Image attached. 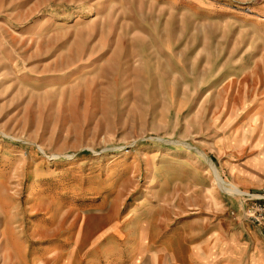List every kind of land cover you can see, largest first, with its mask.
<instances>
[{"label":"rangeland","instance_id":"374dc122","mask_svg":"<svg viewBox=\"0 0 264 264\" xmlns=\"http://www.w3.org/2000/svg\"><path fill=\"white\" fill-rule=\"evenodd\" d=\"M262 191L264 0H0V264H260Z\"/></svg>","mask_w":264,"mask_h":264},{"label":"built area","instance_id":"2783aa9c","mask_svg":"<svg viewBox=\"0 0 264 264\" xmlns=\"http://www.w3.org/2000/svg\"><path fill=\"white\" fill-rule=\"evenodd\" d=\"M253 200L256 202L249 218L251 222L262 229V234L264 236V191L256 195Z\"/></svg>","mask_w":264,"mask_h":264},{"label":"crops","instance_id":"0c3cea01","mask_svg":"<svg viewBox=\"0 0 264 264\" xmlns=\"http://www.w3.org/2000/svg\"><path fill=\"white\" fill-rule=\"evenodd\" d=\"M255 240L257 241V239ZM263 245H264L263 243H259L258 252H257L258 254L260 253L259 262H258L260 264H264V257H263V253L261 252V248L264 247Z\"/></svg>","mask_w":264,"mask_h":264},{"label":"bare ground","instance_id":"6f19581e","mask_svg":"<svg viewBox=\"0 0 264 264\" xmlns=\"http://www.w3.org/2000/svg\"><path fill=\"white\" fill-rule=\"evenodd\" d=\"M216 176V180H217V185L219 186V187H221L222 189H224V187H223V185L221 184V180H220V178H218V176L217 175H215ZM231 193L232 194H236V193H238V191H231Z\"/></svg>","mask_w":264,"mask_h":264}]
</instances>
